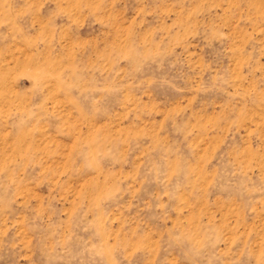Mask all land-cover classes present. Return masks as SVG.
<instances>
[{
    "label": "rangeland",
    "instance_id": "rangeland-1",
    "mask_svg": "<svg viewBox=\"0 0 264 264\" xmlns=\"http://www.w3.org/2000/svg\"><path fill=\"white\" fill-rule=\"evenodd\" d=\"M0 264H264V0H0Z\"/></svg>",
    "mask_w": 264,
    "mask_h": 264
}]
</instances>
